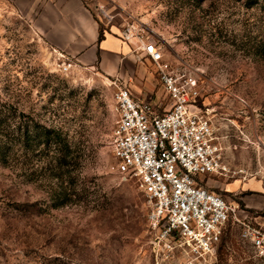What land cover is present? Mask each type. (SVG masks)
<instances>
[{
  "label": "rangeland",
  "instance_id": "obj_1",
  "mask_svg": "<svg viewBox=\"0 0 264 264\" xmlns=\"http://www.w3.org/2000/svg\"><path fill=\"white\" fill-rule=\"evenodd\" d=\"M84 5L102 34L120 39L122 27L135 23L165 61L196 78L195 101L207 109L226 167L202 184L237 203L244 222L264 227V57L252 54L264 38V0L255 7L245 0ZM64 61L71 66L63 69ZM120 72L106 77L96 66L73 62L52 49L10 0H0V97L59 130L68 143L64 171L49 168L43 151L0 165V264H259L236 223L201 259L154 246L143 196L114 167L112 95L122 85L143 91L141 82L151 81L152 93L166 100L144 58L122 62Z\"/></svg>",
  "mask_w": 264,
  "mask_h": 264
},
{
  "label": "built area",
  "instance_id": "obj_2",
  "mask_svg": "<svg viewBox=\"0 0 264 264\" xmlns=\"http://www.w3.org/2000/svg\"><path fill=\"white\" fill-rule=\"evenodd\" d=\"M135 23L122 27L120 40L154 67L168 106L153 110L149 95L135 97L128 87L112 95L110 149L118 174L132 179L146 205V223L161 252L201 259L214 253L230 223L264 264V227L237 216L238 204L206 188V175L225 172L223 154L207 109L195 101L196 78L163 59L152 38ZM63 69L71 66L64 61Z\"/></svg>",
  "mask_w": 264,
  "mask_h": 264
},
{
  "label": "crops",
  "instance_id": "obj_3",
  "mask_svg": "<svg viewBox=\"0 0 264 264\" xmlns=\"http://www.w3.org/2000/svg\"><path fill=\"white\" fill-rule=\"evenodd\" d=\"M25 17L32 29L42 36L50 47L67 55L83 66H96L106 77H122V62H140L142 56L132 51V46L107 33L96 45L98 22L84 5L85 0H10ZM145 59V58H144ZM146 60V59H145ZM149 80V76L145 77ZM143 91L129 90L135 97L149 95L153 98V110L161 112L168 106V99L161 88L162 103L152 93L153 82H141ZM131 86L132 85H128Z\"/></svg>",
  "mask_w": 264,
  "mask_h": 264
},
{
  "label": "trees",
  "instance_id": "obj_4",
  "mask_svg": "<svg viewBox=\"0 0 264 264\" xmlns=\"http://www.w3.org/2000/svg\"><path fill=\"white\" fill-rule=\"evenodd\" d=\"M260 2L262 0H245V5L246 7H255L260 6ZM102 37V30L98 24L96 45ZM252 54L264 57V38L252 46ZM67 148L68 143L61 138L59 130L42 124L19 109L13 102L0 97L1 166H8L12 162L20 163L27 155L36 156L43 151L45 152L43 158H49L46 161L49 168L63 170L68 165L66 160ZM55 175L52 174L51 176L55 179L60 178V176ZM64 195L63 192L62 196L65 197ZM19 207L18 209H20Z\"/></svg>",
  "mask_w": 264,
  "mask_h": 264
}]
</instances>
